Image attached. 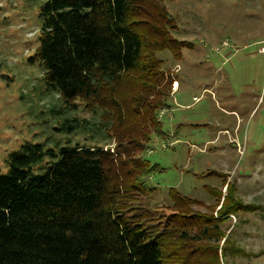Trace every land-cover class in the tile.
<instances>
[{
	"label": "trees",
	"instance_id": "trees-1",
	"mask_svg": "<svg viewBox=\"0 0 264 264\" xmlns=\"http://www.w3.org/2000/svg\"><path fill=\"white\" fill-rule=\"evenodd\" d=\"M162 1L45 0L39 8V45L29 62L64 104L103 112L114 148L26 145L7 155L0 264H225L264 254H246L227 234L231 217L264 216V207L235 198L224 174V195L205 187L222 201L218 210L195 212L201 202L171 190L182 205L162 222L139 198L155 192L149 180L157 167L138 154L152 131L166 136L157 115L168 108L172 79L159 55L180 61L188 48L172 36Z\"/></svg>",
	"mask_w": 264,
	"mask_h": 264
},
{
	"label": "rangeland",
	"instance_id": "rangeland-1",
	"mask_svg": "<svg viewBox=\"0 0 264 264\" xmlns=\"http://www.w3.org/2000/svg\"><path fill=\"white\" fill-rule=\"evenodd\" d=\"M45 0H0V172L7 155L26 145H79L113 151L112 125L99 109L80 101L72 108L46 89L39 64L29 62L39 45V8ZM188 48L180 61L159 55L172 79L168 108L157 115L164 138L151 132L138 157L156 166L155 188L139 196L156 219L165 221L182 205L171 190L201 202L198 213L221 202L205 187L226 193L222 178L235 186L243 204L264 207V0H163ZM177 84V87L174 86ZM162 113V115H160ZM76 123L72 132L64 127ZM174 131L176 134L173 135ZM226 183V184H227ZM227 234L246 254L264 251V216L231 217ZM223 264V263H222ZM225 264H264L254 258H228Z\"/></svg>",
	"mask_w": 264,
	"mask_h": 264
},
{
	"label": "bare ground",
	"instance_id": "bare-ground-1",
	"mask_svg": "<svg viewBox=\"0 0 264 264\" xmlns=\"http://www.w3.org/2000/svg\"><path fill=\"white\" fill-rule=\"evenodd\" d=\"M175 87H177V84H174Z\"/></svg>",
	"mask_w": 264,
	"mask_h": 264
},
{
	"label": "built area",
	"instance_id": "built-area-1",
	"mask_svg": "<svg viewBox=\"0 0 264 264\" xmlns=\"http://www.w3.org/2000/svg\"><path fill=\"white\" fill-rule=\"evenodd\" d=\"M160 115H162V113H160Z\"/></svg>",
	"mask_w": 264,
	"mask_h": 264
}]
</instances>
